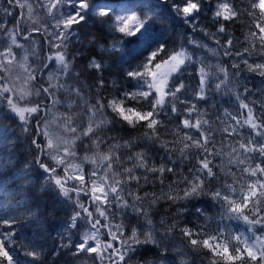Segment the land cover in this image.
<instances>
[{
    "label": "snow or ice",
    "instance_id": "1",
    "mask_svg": "<svg viewBox=\"0 0 264 264\" xmlns=\"http://www.w3.org/2000/svg\"><path fill=\"white\" fill-rule=\"evenodd\" d=\"M36 2L44 16L25 27L23 33L17 27L9 28L6 22H0V34L4 36V43L0 46V145H10L14 149L17 143L23 142L26 151L22 164L19 160L13 162L11 159L0 162V200L14 198V206H9L8 211H0V226L6 225L9 229L7 233L0 231V264H36V258L42 254L38 239L26 238L28 243L23 244L21 249L13 244L17 239L13 225L22 219L36 225L37 237L47 230L49 222L59 219V228L67 233V243L60 246L73 256L94 254L91 258L96 264H129L138 254V249L148 245L154 246L162 254L166 253L167 248L163 245L175 239L172 233L176 225H167L161 220L162 227L158 229L151 219V210L162 199L182 204L202 196L210 197L219 211L214 217H209L202 207H194L192 214L197 219H203L204 223H195L194 228L185 226L179 229L189 251L195 253L201 248L208 249L214 257L212 264H216L217 260H222L224 264H264V165L255 163L252 166L257 159L264 161V104L251 99L244 103L240 96L247 98L253 90L245 85L241 93L237 81L230 80L227 68L219 63L208 64L199 56L193 58L183 42L186 40L187 45L195 49L206 47L193 39L197 31L209 37L223 35V45L219 40L214 41L217 49L224 56L240 58L249 71L259 72L264 77V63H247L245 56L248 49L244 52L232 51L235 45L226 31L225 22L238 18L239 9L233 6L235 0H216L214 4L212 0ZM6 3L9 7L0 9L5 15L12 14L11 9L15 4L21 9L27 7L28 16L31 17V4H21L20 0H6ZM249 9L248 14L253 20L259 15L260 22L255 23L258 34L252 33V36L264 48V0H251ZM205 10L212 13V19L219 25L215 34L200 26L199 18L205 14ZM26 22L21 13L19 23ZM96 25H100L105 34L102 42H98L92 31ZM179 26L188 30L183 39L178 33L172 35ZM34 33L44 37L48 49L42 58L37 55L35 47L25 49L17 39L19 37V40L35 45ZM174 40H181V43L173 48L171 44ZM73 44L79 46L75 55L68 52ZM13 48L23 50L20 60H17ZM29 50L36 58L33 62L35 67L28 63ZM80 57L86 58L87 70L98 77L97 89L105 87V71L118 69V74L127 81V87L120 97L114 96L106 105L103 97L90 103L81 88L67 83L78 76L73 67ZM261 59H264V55H261ZM194 65L197 66L198 86L191 99H182L186 85L181 74ZM164 66H167V71L159 72ZM232 67L236 69L238 65L233 64ZM14 69L23 71L15 72ZM232 76L237 77L238 73L234 71ZM18 81L30 85V88L24 90L17 87ZM109 83L120 91L118 80ZM210 91L220 95L230 94L237 101V115L227 108L220 110V114L227 118L221 120L217 117L222 125L220 129L213 128L207 119H201L207 113L200 111L197 104L192 102L207 104L214 99L209 95ZM58 94H63L65 100L61 101ZM96 95L99 97L100 93ZM129 101L139 105L142 110L126 106ZM57 106L70 111L82 107L84 112L75 119L56 116L52 109ZM257 108L260 109L259 116L255 112ZM106 109L111 110L118 119H108ZM169 113L180 121L182 129L188 131L181 139L182 146L175 142L159 145L165 156L156 164L149 153L160 140L158 128L164 127V119ZM240 115L246 118L241 120L238 118ZM84 117L88 121L86 126ZM121 125L132 129L140 125L146 129L142 141L149 146L148 150L134 152L127 158V162L132 164L131 168L125 167L115 155L99 156V164L95 157H79L75 140L64 139L71 134L81 141V147L98 151L99 145L106 142L99 133L109 129V126L116 128ZM78 127L81 128L80 132H77ZM245 129L248 131L247 137L244 136ZM189 131L195 132V138L188 134ZM217 134L247 140L246 143H239L238 149H232L236 159L230 163L242 178L246 177L252 183L241 184L235 178V173L226 172L214 162L221 155L215 148ZM85 138L90 145H83ZM112 139L116 137L108 138ZM220 143L223 144V141ZM169 144L174 146L170 147ZM134 146L141 145L136 141H125L123 145L112 147L131 150ZM177 151L179 155L174 160L172 155ZM76 160L80 161L78 165L73 163ZM114 162L116 168L122 171L113 170ZM85 164L90 165L87 173L83 167ZM17 165L20 167L17 168ZM184 165L189 166L188 175L179 174V169ZM138 170L143 175H136ZM166 172L178 177L166 185L167 192L162 188L159 196L153 193L149 197L148 193L141 196L132 190L133 183L138 188L142 180L148 184L149 175L156 178L152 183L158 181L164 185ZM229 178H232L231 184L226 182ZM221 180L224 182L220 187L210 190ZM206 182L208 189L205 188ZM68 184L72 187H66ZM180 185H184L182 196L178 194ZM49 193H55V196L52 203L45 202L41 215L40 205L36 201ZM81 197L88 201L87 205L81 201ZM61 210L64 211L62 218L58 216ZM177 211L183 213L188 209L177 208ZM246 211L251 219L250 215L245 214ZM129 214L142 223L140 229L132 227L125 235L123 218ZM116 220L120 223H116ZM236 222H243L246 231L237 233L233 228ZM85 225L88 230L81 236L80 229ZM236 227H239L238 223ZM101 229L104 230L103 234L110 237L107 243H101L98 235ZM73 234L78 236L75 243ZM156 235H159V240ZM229 244L232 245L231 252ZM177 255L186 253L179 251ZM28 257L33 259L28 260ZM180 264L192 262L181 260Z\"/></svg>",
    "mask_w": 264,
    "mask_h": 264
},
{
    "label": "trees",
    "instance_id": "2",
    "mask_svg": "<svg viewBox=\"0 0 264 264\" xmlns=\"http://www.w3.org/2000/svg\"><path fill=\"white\" fill-rule=\"evenodd\" d=\"M213 4L216 2V0H212ZM21 4H31L33 8V12L31 17L28 16V10L27 7L23 8V11L25 12V18L26 23L18 26V24L14 21L15 17V8L12 6L11 9V15H5L4 11L0 10V22H6L7 26L9 28L17 27V30H21L22 33L24 32L25 27H29L31 23L35 22L37 19H40L44 16V13L40 10H38V4L36 0H20ZM251 3V0H235L234 7H238L239 14L238 18L234 19L232 21L225 22V28L228 34L233 39V43L235 47L232 49L233 52L240 51L244 52L245 49H248V54H246L245 59H247L248 64H254V63H264V59H261V55H264V48H261L259 46L258 39H255L252 36V33L258 34V29L255 27V23L260 22L259 15H256V19L253 20L249 16V12L251 9H249V4ZM9 6L6 3V0H0V9H7ZM211 13L207 10H205V14ZM203 15V16H204ZM209 20L206 23V25L203 27L207 30L209 33H216V29L219 26L215 23V21L212 19V15L209 14ZM41 22H43L41 20ZM93 33L96 34L98 38V42H102L103 39H105V34L102 31L100 25H96L92 29ZM21 33V32H20ZM35 37H38L42 41L43 44V51L42 55H44L47 52V47L45 46L44 37L39 33ZM19 37H17L18 39ZM107 39H111V37H108ZM193 39L197 40L200 44L206 45V47H200L195 48L193 52L196 56H199L207 61L208 64L216 65L219 63L222 67L227 68L229 73L230 80L237 81V87L238 90L242 93L243 88L242 86H247L248 88L253 90V93H250L248 97L246 98L244 95L240 96V99L244 103H248L249 99L256 101L258 104H264V77H262L259 72H251L248 70L246 65L243 63V61L240 58L231 57V56H224L221 51L217 49V45L215 44V40L220 41V45H223L225 43V37L223 35H214L213 37L205 36L204 34L198 32L193 36ZM19 41V39H18ZM21 41V40H20ZM23 42V41H21ZM26 42V41H25ZM4 43V36L3 34H0V46H2ZM28 43V42H27ZM86 43V41H85ZM187 43L184 42V44ZM250 43L253 45L250 47ZM15 48H13V51ZM79 50L78 45H70L68 48V52L72 54H76ZM15 52V51H14ZM16 54H19L15 52ZM89 54H91L89 52ZM22 56V53H21ZM20 57V56H19ZM107 59V57H106ZM87 60L85 57H80L76 60L75 65L73 67V71H75L78 76L74 77L72 80H69L71 84H75L77 87L81 88V91L85 94V98L89 100L90 103H95V99L103 97L105 105L107 104V101L115 97H120L121 92L125 90L127 87V81H125L121 75H119V70L116 68H112L111 72L105 71L103 73L104 80H105V87L97 89L95 85L98 82V77L96 74L90 72L86 68ZM237 64L238 68L233 69L232 65ZM127 67V66H126ZM197 68V67H196ZM208 71H212L213 69H206ZM197 71V69H194V73ZM237 72L238 76L233 77L232 73ZM111 80H118L119 81V89L120 91H116L115 88L109 83ZM64 82V81H63ZM87 89V91H85ZM99 92L100 96L98 97L96 93ZM229 96L230 94H227ZM185 96V94H184ZM182 96V98L185 99V97ZM227 96H220L219 94H213L211 97H214V99H210V101L203 105L201 102H197L202 107V112H206L207 115L201 117V119H207L209 123L213 126V128L220 129L222 125L217 120V117L219 116L221 120H226L227 118L222 116L220 114V110L222 108H227L229 112L232 114H236L238 111V105L236 99L232 100L228 98ZM234 97V96H232ZM227 101V103L225 102ZM133 106L137 107L138 110L140 109L139 105H136L134 102H127L126 106ZM231 105V106H230ZM179 108L180 106L177 105ZM250 107L252 105L250 104ZM84 112V111H83ZM83 112H79L75 118L80 115ZM108 119L110 120H117L118 118L115 117L111 110L106 109ZM256 115L259 116L260 109L255 110ZM164 119V127L158 128V134L160 137V140L157 142V145L155 146V149L151 151L149 154L153 157V161L156 163L157 158L160 160L161 158L165 156L164 150H162L159 145L160 144H168L169 142H175L176 145L182 146L181 139L183 138L185 134V129H182L180 127V121L176 119L173 122L169 123V117ZM84 125H87V118H83ZM81 128H77V132H80ZM146 129L140 125H138L135 129L129 128L127 125H121L120 127L112 128L109 126V129H105L104 131H101L99 135L104 138L106 141L105 143H102L99 145L98 151L93 150H86L85 148L81 147V141L79 140V144L77 146V142L75 143L76 146V153H81L80 157H83L85 155L89 157H94L97 155V153H102L104 155H115L119 157V160L124 163L125 167L131 168L132 164L130 162H127V158L131 156L134 152H141V151H147L148 145L143 144L142 137L144 136ZM207 131V130H205ZM175 133H178L179 135H175ZM70 139H75L74 136L68 135ZM244 136H248V131L245 129ZM109 137H116V139L108 140ZM195 138V137H194ZM93 139H96V137H93ZM257 139H259L257 137ZM215 140L217 141L215 148L216 150H219L221 153L220 157L215 159V163L220 165L221 168H223L226 172L231 171L232 173H235V178L240 181L241 184L244 183H252L251 180L247 179L246 177L242 178L240 172L237 170V168L230 163L231 160L236 159V156L232 154V149L239 148V143L244 142L246 143L247 140L240 141L239 138H233V137H226L222 134H217L215 136ZM125 141H136L141 146L140 147H133L131 150L125 149L123 147L120 148H113V145H123ZM223 141V144L220 143ZM83 145H90V141L88 139L83 140ZM169 146H174L173 144H169ZM177 155H179L178 151L174 152L172 155V158L175 160ZM26 156L25 146L23 142L17 143L15 148L13 149L10 145H0V162L7 161L11 159L13 162L19 160L22 164L24 158ZM211 159V158H210ZM79 163L80 161L77 160ZM97 163H100V160L97 161ZM151 163V162H150ZM195 164V161L192 162ZM255 163H261L264 165V161H260L259 159L253 161V165ZM159 164V163H156ZM20 165H17V168H19ZM85 173L90 168V165L83 166ZM188 165H184L179 169V174L182 175H188ZM113 170L114 171H122L121 169H117L115 162L113 163ZM216 171V169H213ZM136 175L140 176L143 175L142 171H136ZM177 176H173L170 173H165V179H164V185H161L158 181L155 183H152V181L156 180V178L152 175L148 176L149 183L144 184L143 180L141 181V187H136L135 183L132 185V190L136 192L138 195L143 196L145 193L149 194V197H151V194L155 193L157 196L160 195L161 189L163 188L164 192L168 191V188L166 185L170 184L174 179H177ZM123 179V177H121ZM224 181L221 180L220 182H217L212 186L210 190H215V188L220 187V184ZM227 183L231 184L232 178H229ZM175 187V186H174ZM208 184L206 182L205 188L208 189ZM183 188L184 185H180L178 188V194L183 195ZM177 193H173V195H176ZM39 195V194H38ZM55 196V193H49L47 195H44L42 199H39L36 201L40 205V211L41 215H43L45 202L52 203V200ZM83 198V197H81ZM83 203L87 204V200L83 198ZM11 203V205L9 204ZM131 203V201H129ZM9 206H14V198H6L3 200H0V211H8ZM202 207L205 210V213L209 217H214L216 213L219 211V209L215 206L214 202L210 199L208 196H202L198 200H191V201H185L182 204H173L171 201H168L166 199L160 200L157 205L151 210L152 215L151 219L153 221V224L156 225V227L159 229L162 227L160 221L164 220L167 225H176V229L173 231L172 235L175 237V239L168 241L163 246L167 248L166 253H160L157 248L154 246L148 245L141 249H138V254L133 257V259L129 262V264H160V262H163V264H180L181 260L191 261L192 264H212L214 257L212 256V253L205 248H201L198 252H190L187 247L186 240L182 237L180 234L179 229L183 228L185 226L187 227H195V223L203 224V219H197L195 215H193L194 207ZM264 207V205H262ZM177 208H187V212H178ZM15 214V213H10ZM246 215H250L247 211L245 212ZM59 217L64 216V211L61 210L58 213ZM250 215V219H251ZM103 223V221H101ZM116 223H120L119 220L115 221ZM22 224V226L19 224ZM142 221H138V219L129 214L123 218V225L125 227V235L129 234L128 229L135 227L137 229H140V224ZM6 226V225H5ZM15 227V232L17 235V239L13 241L15 243L17 249H21V246L23 244L28 243V239L26 238H33L38 239V242L41 245V253L36 258V264H96V262L91 258L94 254H88V255H78L73 256L71 255L65 248L61 247L60 245L67 243V233L63 232V229L59 228V219H57L55 222H49L48 228L46 231H44L42 234H40L37 237V230L36 225L26 223L23 219L13 225ZM233 228L235 231H239L241 229V225L239 227H236V223L233 224ZM87 226H83L80 229V235L87 231ZM9 231V230H8ZM6 231L5 233H7ZM143 231V229H141ZM104 230L101 229L99 236L101 239V243H107L110 239L107 235L103 234ZM63 234V238H62ZM206 238V237H203ZM78 239V236L76 234H73V243L76 242ZM156 239H160L159 235H156ZM111 251V249L109 250ZM179 251H183L186 253V255H177ZM229 251H232V245L229 244ZM22 254V253H21ZM234 254V253H233ZM28 260H32V257H28ZM216 264H224L222 260H217Z\"/></svg>",
    "mask_w": 264,
    "mask_h": 264
},
{
    "label": "rangeland",
    "instance_id": "3",
    "mask_svg": "<svg viewBox=\"0 0 264 264\" xmlns=\"http://www.w3.org/2000/svg\"><path fill=\"white\" fill-rule=\"evenodd\" d=\"M19 39V38H18ZM35 39V45H31L30 43H27L25 41L21 42L20 40L18 42L20 43H23L24 44V47L25 49H31L32 47H35V50H36V53L37 55L42 58L43 55H42V52L44 47H43V44H42V41L38 38H34ZM15 52L19 53V54H16V57H17V60H20L21 59V53L23 54V50H20V49H16L14 50ZM27 55H28V63L29 65H32L33 67H35V64L33 63L34 60L36 59L33 54H32V51L29 50L27 52ZM20 56V57H19ZM195 56H193L194 58ZM15 72H22L23 69H14ZM159 72H165L167 71V66H164L162 67L160 70H158ZM174 78V77H173ZM160 79V76L158 75L157 76V80ZM61 83H64L63 80H61ZM67 83H70L69 81H67ZM71 84V83H70ZM17 87H20V88H23L24 90H28L30 88V85H25L23 81H18L17 83ZM212 92V91H210ZM85 95V94H84ZM58 97L61 101H64L65 100V97L63 94H58ZM84 111V108L82 107H76V108H73L71 111L69 109H67L66 107H63V106H57L56 108H53L52 109V112L55 113L56 116H69V117H72L73 119H75V116L79 113V112H83ZM239 119L243 120L246 118V116H242V117H238ZM71 135V134H69ZM65 140H68V141H73L72 139L69 138V136H65L64 137ZM77 142V146L79 144V140H76L75 143ZM77 156H81V153L77 152L76 153ZM99 156H106L102 153H97V155H95L94 157L96 158V160L98 161L99 160ZM74 164H79V162L76 160L73 162ZM87 164H85L84 166H86ZM69 185H66V187H68ZM81 201H83V198H81ZM87 204H88V201H87ZM86 204V205H87ZM238 223L239 225H241V229L237 232H241V231H246V226L243 224V222H236ZM259 235V233H257ZM99 235V234H98ZM110 250V249H109Z\"/></svg>",
    "mask_w": 264,
    "mask_h": 264
},
{
    "label": "bare ground",
    "instance_id": "4",
    "mask_svg": "<svg viewBox=\"0 0 264 264\" xmlns=\"http://www.w3.org/2000/svg\"><path fill=\"white\" fill-rule=\"evenodd\" d=\"M13 8H15L14 21L18 24V26L24 24V23H19V21L21 20V13H23V16L25 18V12L23 11V9L16 7V5ZM36 34H39V33H36Z\"/></svg>",
    "mask_w": 264,
    "mask_h": 264
}]
</instances>
